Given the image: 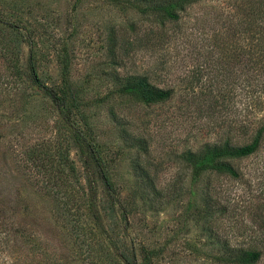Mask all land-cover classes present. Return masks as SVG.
<instances>
[{"label": "rangeland", "instance_id": "obj_1", "mask_svg": "<svg viewBox=\"0 0 264 264\" xmlns=\"http://www.w3.org/2000/svg\"><path fill=\"white\" fill-rule=\"evenodd\" d=\"M134 76L171 97L125 92ZM263 122L264 0H0V264H242L264 131L235 177L185 155Z\"/></svg>", "mask_w": 264, "mask_h": 264}, {"label": "trees", "instance_id": "obj_2", "mask_svg": "<svg viewBox=\"0 0 264 264\" xmlns=\"http://www.w3.org/2000/svg\"><path fill=\"white\" fill-rule=\"evenodd\" d=\"M188 1V0H180ZM172 5L163 7L165 14L170 18H175L176 15L172 11ZM30 69L33 70V65L30 62ZM35 82L42 87L43 91L58 108L59 112L63 115L68 125L74 127V123L65 115L66 107V93L61 91L59 93L52 87L39 83L36 79ZM123 90L131 95L139 97L145 103H156L169 99L172 95V89H163L151 84L146 76H134L126 79ZM264 131V122L260 125L255 132L252 140L238 147H231L227 143L221 145L207 146L201 152H188L185 155L186 160L192 166L194 175L200 174L207 169H214L219 172L228 173L231 176H237V171L232 167L228 158L246 157L257 151L261 144V136ZM96 168V174L100 177L106 188L111 189L110 181L104 173L100 162L90 155ZM252 244L247 249L240 250L235 255L237 260L242 264H254L262 258L264 239L261 237L254 238ZM131 264H137L136 260H132Z\"/></svg>", "mask_w": 264, "mask_h": 264}]
</instances>
